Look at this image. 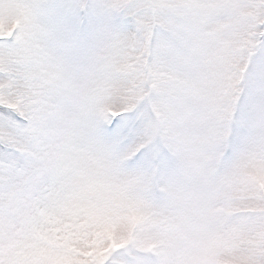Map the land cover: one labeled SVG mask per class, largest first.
I'll return each instance as SVG.
<instances>
[{
    "label": "snow or ice",
    "instance_id": "1",
    "mask_svg": "<svg viewBox=\"0 0 264 264\" xmlns=\"http://www.w3.org/2000/svg\"><path fill=\"white\" fill-rule=\"evenodd\" d=\"M0 264H264V0H0Z\"/></svg>",
    "mask_w": 264,
    "mask_h": 264
}]
</instances>
